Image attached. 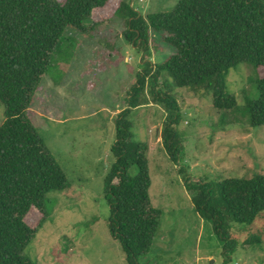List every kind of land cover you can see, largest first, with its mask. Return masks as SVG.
Returning <instances> with one entry per match:
<instances>
[{"label":"trees","instance_id":"16d2710c","mask_svg":"<svg viewBox=\"0 0 264 264\" xmlns=\"http://www.w3.org/2000/svg\"><path fill=\"white\" fill-rule=\"evenodd\" d=\"M121 11L128 13L123 37L130 45H147L152 34L174 50L161 63L141 59L144 64L126 93V107L115 117L114 162L103 195L109 233L127 264H139L150 252L162 215L149 196L148 143L135 140L129 119L133 110L150 104L163 108L160 137L177 165L179 107L173 92L187 89L219 112L238 109L226 81L230 70L245 64L256 96L245 98L241 110L250 128L264 126V0H180L170 12L146 20L122 0H65L63 5L55 0H0V264H36L24 251L48 219L47 194L67 186L29 117L53 53L67 28L89 34ZM183 183L195 212L212 223L216 235L230 223L250 225L258 215L264 219V174L215 185L185 178ZM32 211L40 215L34 227L26 222Z\"/></svg>","mask_w":264,"mask_h":264},{"label":"rangeland","instance_id":"374dc122","mask_svg":"<svg viewBox=\"0 0 264 264\" xmlns=\"http://www.w3.org/2000/svg\"><path fill=\"white\" fill-rule=\"evenodd\" d=\"M122 1L146 20L170 12L180 0ZM127 14L119 12L89 34L67 28L31 104L29 117L67 181L64 190L47 194L48 219L24 251L36 264H127L109 233L103 195L114 162L115 117L126 107V93L148 58L161 63L174 53L152 34L147 45H130L123 37ZM249 72L241 64L226 81L238 109L219 112L187 89L173 92L179 107L177 165L160 137L163 108L150 104L131 113L135 140L148 143L149 196L162 212L152 248L139 264H264L263 216L250 225L230 223L216 235L212 223L195 212L183 183L185 178L215 185L264 174V126L250 128L241 110L245 98L256 96L247 83ZM3 122L0 102V126ZM130 173L135 175V168ZM39 219L32 211L26 222L34 227ZM250 239L257 242L245 245Z\"/></svg>","mask_w":264,"mask_h":264}]
</instances>
